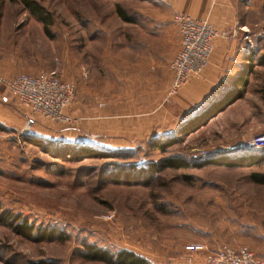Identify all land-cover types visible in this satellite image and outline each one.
Segmentation results:
<instances>
[{"label":"rangeland","instance_id":"1","mask_svg":"<svg viewBox=\"0 0 264 264\" xmlns=\"http://www.w3.org/2000/svg\"><path fill=\"white\" fill-rule=\"evenodd\" d=\"M31 1L48 21L23 0H0V74L53 73L74 96L64 109L69 122H52L0 85L9 115L0 119V264H107L87 259L86 245L148 264H205L221 245L264 255V184L250 177L264 173V159L216 161L217 150L264 131V0H251L258 18L248 30L259 35L247 32L246 56L259 62L247 64L240 95L230 103L232 93L220 95L194 113L175 102L179 92L167 94L179 34L167 42L141 26L167 17L160 4ZM165 64L161 93L153 78L166 77ZM169 158L187 162L170 166Z\"/></svg>","mask_w":264,"mask_h":264},{"label":"built area","instance_id":"2","mask_svg":"<svg viewBox=\"0 0 264 264\" xmlns=\"http://www.w3.org/2000/svg\"><path fill=\"white\" fill-rule=\"evenodd\" d=\"M180 42L179 49L170 62L171 81L167 94H176L192 76L200 75L208 66L213 51L214 40L225 36L205 19H196L185 13L173 15ZM245 53L252 47V41L244 36ZM0 85L8 95L12 96L18 106L27 110L34 117L41 116L52 122L68 123L64 109L72 101L74 88L53 73L31 75L20 73L7 78L0 74ZM33 118L26 119L25 133L31 128ZM264 150V131L250 136L232 145L225 146L216 152L239 153L241 151L258 152ZM205 264H264V256H260L244 247L221 245L209 251Z\"/></svg>","mask_w":264,"mask_h":264},{"label":"crops","instance_id":"3","mask_svg":"<svg viewBox=\"0 0 264 264\" xmlns=\"http://www.w3.org/2000/svg\"><path fill=\"white\" fill-rule=\"evenodd\" d=\"M154 4H160L167 17L160 20L145 21L141 26L156 36L167 42H171L170 38L173 33L177 35V27L172 21V17L176 13H185L196 19H205L210 25L220 32H224L225 36H218L214 40V48L209 59L208 66L202 74L192 76L182 86L175 102L185 108L184 112L204 107L207 103L221 97L218 101L224 99L228 93L240 91V85L243 84L244 75L247 73V64L258 63V55L246 56L244 50V36L256 35L259 33L256 29L249 31V23L252 15L256 21L258 18V1L248 0H148ZM251 17V18H250ZM169 19V20H167ZM264 35V29L260 30ZM261 34V35H262ZM259 35V34H258ZM178 47V37L176 39ZM243 53H242V52ZM153 60L163 64L164 58L159 55H152ZM254 61V62H253ZM165 61L164 63H166ZM163 68V66H162ZM164 75L154 81L160 85L161 93L168 86L170 81L169 70L167 65L163 68ZM163 87V88H162ZM224 92H226L224 94ZM1 94V91H0ZM223 95V96H222ZM217 101V100H216ZM217 101V102H218ZM191 105V106H190ZM189 106V107H188ZM4 108L0 102V119H4L2 115ZM15 121V120H14ZM42 122V121H40ZM264 256V255H260Z\"/></svg>","mask_w":264,"mask_h":264},{"label":"trees","instance_id":"4","mask_svg":"<svg viewBox=\"0 0 264 264\" xmlns=\"http://www.w3.org/2000/svg\"><path fill=\"white\" fill-rule=\"evenodd\" d=\"M24 4L26 6H28L30 8V10L33 11V13H35L40 19H43L44 21H48L46 17L42 16V11L40 10V8L38 7V5L34 2H32L31 0H23ZM117 13L118 15L126 20V21H130L131 18L129 16H126L123 11L121 10V8H117ZM231 98H229V102H232L233 99H235L239 94V91L236 90L234 91V94H231ZM169 144V142L160 144L159 147L163 150L164 147ZM240 154H238L239 156L237 157H231L230 156H226V154H222L223 156H219L220 158H216V161L218 163L224 164V165H228V166H235V165H242L244 163H260L263 159H264V150L258 151V152H249V151H241L239 152ZM230 154V153H229ZM241 155V156H240ZM249 155V156H247ZM246 160V161H244ZM167 165L170 166H175V167H179V166H184L186 165V162L184 160H180V159H167L166 160ZM157 168H149V171H157ZM251 180L255 183H259V184H264V173H257L254 172L250 175ZM18 227L22 228V230H20L21 233H25L26 235L29 234V232L31 231V228L28 227L26 224L23 225H19ZM43 234L45 235V233L43 232ZM45 237V236H44ZM86 251L87 254L85 255V257L87 259L90 260H99V261H103L107 264H148V262L140 257L135 255L134 253L130 252V251H120L118 253L115 254V257L112 256V254L108 253L107 251H102L99 248H96L94 246L91 245H86ZM34 264H55V263H50V262H44V261H40V262H35Z\"/></svg>","mask_w":264,"mask_h":264},{"label":"bare ground","instance_id":"5","mask_svg":"<svg viewBox=\"0 0 264 264\" xmlns=\"http://www.w3.org/2000/svg\"><path fill=\"white\" fill-rule=\"evenodd\" d=\"M228 153H231V152H224L223 154H228Z\"/></svg>","mask_w":264,"mask_h":264}]
</instances>
